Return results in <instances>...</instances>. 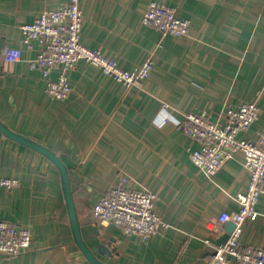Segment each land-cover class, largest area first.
I'll use <instances>...</instances> for the list:
<instances>
[{
  "label": "crops",
  "instance_id": "obj_1",
  "mask_svg": "<svg viewBox=\"0 0 264 264\" xmlns=\"http://www.w3.org/2000/svg\"><path fill=\"white\" fill-rule=\"evenodd\" d=\"M151 1L189 20L185 36L162 35L142 24ZM69 0H0V121L52 150L65 165L82 241L103 264H204L213 258L225 224L239 208L249 173L241 153L208 179L189 152L199 143L176 122L188 112L222 120L226 108L256 102L257 121L241 139L264 133V0H78L81 42L126 70L152 58L143 87H126L85 61L65 72L71 93L58 100L34 65L38 42L22 44L21 27ZM6 47L22 58L4 62ZM63 71L53 69L49 79ZM169 106L164 111L162 105ZM121 177L156 195L166 227L149 239L100 223L92 209ZM0 221L28 228L31 248L0 254V264H92L75 243L58 167L0 132ZM257 217L241 226L239 243L264 250V197ZM104 248L100 252L99 247ZM233 264V263H232Z\"/></svg>",
  "mask_w": 264,
  "mask_h": 264
},
{
  "label": "built area",
  "instance_id": "obj_2",
  "mask_svg": "<svg viewBox=\"0 0 264 264\" xmlns=\"http://www.w3.org/2000/svg\"><path fill=\"white\" fill-rule=\"evenodd\" d=\"M83 19L78 0H69L58 9L40 12L31 23L21 27L22 44L32 48L36 41L40 47L34 65L46 81L47 94L58 100L68 99L71 86L65 72L79 61L99 67L104 75L126 87H143L153 69L152 58L131 70L121 68L114 58L81 42ZM141 22L162 35L179 37L189 33L188 19L179 17L175 9L156 1L147 4ZM21 58V48H5L4 62H17ZM57 67H62L63 71L55 80L49 79ZM162 108L167 111L169 106L163 104ZM259 115L256 102H242L226 108L222 120L211 121L206 113L188 112L176 122L181 131L199 143V148L189 152V158L208 179L238 153L242 154L243 166L249 173L246 192L236 197L238 210L223 212L218 218L219 225L232 222L234 229L224 244L208 243L213 249V258L204 264H264L262 248L239 243L241 226L248 220H255L256 205L264 197V133H258L252 140L241 139L238 135L247 131ZM129 181L128 177H121L104 193L92 209L93 216L98 222L113 225L124 233L149 239L164 229L166 223L154 210L156 195L144 187H129ZM18 186L19 180L15 178H0V189ZM31 243L32 234L28 228L0 221L2 256L24 253L30 250Z\"/></svg>",
  "mask_w": 264,
  "mask_h": 264
},
{
  "label": "water",
  "instance_id": "obj_3",
  "mask_svg": "<svg viewBox=\"0 0 264 264\" xmlns=\"http://www.w3.org/2000/svg\"><path fill=\"white\" fill-rule=\"evenodd\" d=\"M0 132L7 137L8 139H11L17 143H20L28 148H31L45 157H47L50 161H52L59 169L60 173V178H61V184H62V190H63V195L66 201V206L68 209L70 221H71V228L74 236L75 243L80 247L86 258L90 261L92 264H103L99 262L93 253L87 248L85 243L82 241L81 235H80V230H79V223L77 220L76 216V211H75V205L73 202L72 198V192L70 189V182L68 178V172L65 167V165L62 163L60 158L50 149L47 147L43 146L42 144L38 143L37 141H34L33 139L29 137H25L19 133H16L12 130H10L5 124H3L0 121ZM234 229V224L232 222H228L225 226V233L220 237L218 240V243L224 244L226 240L228 239L230 233ZM104 248L102 246L99 247L100 252H105L103 251Z\"/></svg>",
  "mask_w": 264,
  "mask_h": 264
}]
</instances>
